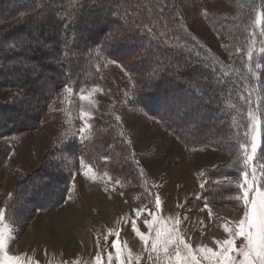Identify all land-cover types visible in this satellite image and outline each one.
Masks as SVG:
<instances>
[{
  "label": "rangeland",
  "instance_id": "374dc122",
  "mask_svg": "<svg viewBox=\"0 0 264 264\" xmlns=\"http://www.w3.org/2000/svg\"><path fill=\"white\" fill-rule=\"evenodd\" d=\"M57 1L53 0L51 5L48 0H0V4L8 3L17 10V14L0 21V54L10 51L8 45L13 41H26L28 35H35L41 27L52 28L57 22L48 15V10L56 14ZM132 2L142 3V0ZM15 3L26 5L27 11H19ZM129 3L130 0L121 1V5L128 8ZM169 4L172 11L169 21L163 19L168 27L160 21L154 32L161 40H167L170 48L184 49L189 57L194 47L192 43L195 45L198 41L230 69L238 56L237 46L244 47V52L254 47L258 54L254 55V61L263 57L259 48L264 43V37L260 36L264 19L261 24H255V17L264 12V6L258 4V0L253 3L250 0H169ZM237 5L239 13L247 7L250 8L247 13L254 17L245 42L239 41L238 36L234 40V35L216 33L217 21L222 17L234 19ZM113 8L112 11L116 10ZM138 17L144 24V14L140 12ZM114 25L120 32L127 26L123 21ZM165 32L166 38L159 36ZM253 32L256 33L255 44L250 37ZM37 40L36 47L54 48L45 39ZM118 52L116 57L103 52L99 60H94V76L88 85L80 86L85 95L93 86L101 89L92 94L90 101L79 99V89L73 88L72 93L65 92L64 87L52 89L48 74L42 72L41 66L26 60L27 55L36 53L33 48L23 52L26 56L22 65L16 52L14 60L19 66L16 64L13 71L4 67L0 55V80L3 79L1 73H5L4 78L13 83L1 82L0 89V105L7 104L5 110L0 107V210H5L4 223L10 229L6 233L10 236L7 242L10 255L25 256L32 264L37 261L39 264H92L97 251L96 239L103 242L110 229H122L123 240L134 255L141 257L140 264H155L154 260H149L143 242L123 223L126 218H135V209L153 207L154 196L149 193L159 195L161 216L182 218L180 229L193 248L207 245L215 249L216 240L228 238L223 225L231 226L243 218V202L237 199L241 194L237 182L242 168L239 145L245 142V126L249 122L248 103L244 101V121L241 119L240 125L235 122L237 115L232 114L224 132L216 126L222 136L220 139L192 147L188 143L190 138L179 132L177 136V129L170 130L166 121L149 113L139 99L140 86L142 88L153 70L148 64L144 68H132V62L141 63L138 58L144 51L130 54V50L119 49ZM121 55L128 56V60H118ZM57 59L55 54L52 60ZM109 60L117 63H109ZM188 62L187 59L185 63ZM152 66H156V62ZM27 67L32 74L39 71L36 84L33 83L36 91H42L48 82L46 93L43 90L39 96L23 94V90L28 89L18 82L23 76L20 69ZM252 68L255 73L259 70L255 64ZM22 99L33 106H19ZM257 104L264 112L259 97L252 100L253 107ZM82 111L89 113L91 124L84 134L89 139L83 141L79 133L84 123L80 118ZM116 116L121 120L117 121ZM8 118L10 123H5ZM261 127L263 135V121ZM8 129L10 131L6 132ZM214 131H210L211 134ZM129 140L131 144L127 143ZM260 155L258 151V159L254 161L257 167L264 164ZM105 156L109 160L105 161ZM81 158L93 166L97 173L95 181L82 175ZM139 168L143 169L142 175ZM48 170L55 175L50 176L47 183ZM104 171L109 172L110 179L103 176ZM117 180L121 184L118 185ZM201 184L205 186L201 188ZM220 189L230 190L227 197L230 202L215 200ZM137 224L142 231H147L141 220H137ZM241 239H237V246Z\"/></svg>",
  "mask_w": 264,
  "mask_h": 264
},
{
  "label": "trees",
  "instance_id": "16d2710c",
  "mask_svg": "<svg viewBox=\"0 0 264 264\" xmlns=\"http://www.w3.org/2000/svg\"><path fill=\"white\" fill-rule=\"evenodd\" d=\"M48 1L51 5L53 4V0ZM121 1L122 0H58V11L56 10V14H52V12L48 10L50 12H48V15L51 18L54 17L57 23L55 22L56 24L52 26V28L43 26L41 30H37L35 35L27 36L26 41L31 43V49L33 48L36 53L33 56L31 54L23 56V53L18 56L24 62L25 60L23 58L26 56L27 62L41 66L42 72L48 74V80L52 83L51 85H53L52 89L64 87L67 84L77 90L80 89L82 84L88 85L87 83L90 82V78L94 76V60L100 59L99 54L109 52V54L111 53L110 55L116 57L117 54H119V49L121 51L124 50V52L130 50V54H137L143 50L144 53L139 55L138 58L141 59V63H138V65L136 62H132V68H138V66L144 68V66L148 64L153 70L150 76L146 77V80H144L142 88L140 86L139 99L145 104L146 110L149 113L166 121L167 127L170 130L175 131L173 129H177V134L175 132L177 136L179 132L180 135L190 138L188 143L192 147L209 141L216 142V138L220 139L222 136H220L221 133L217 131V128H222L224 132L228 126L227 121L229 116L232 114L237 115L236 124H241V119H243L242 113L245 111L243 106L245 105V100H242L241 96L248 95L250 90L248 85H251L252 89H254L252 90L251 99L254 100L256 97H259L262 109H264V55L259 58L262 67L256 73V77V75H253V73H255L254 71L252 74L249 73L248 65L245 62L246 52H244V47L242 46H237V49L241 51L237 52L238 56L235 58L236 61L232 69H230V67L223 64L220 59L208 52V49L198 41L194 40L195 45L193 42L192 47H194L192 52H190L192 55L187 57L184 53V49L170 48L167 40H161L156 36V32V37L154 35H145L143 32H141L140 35H135V25L131 27L129 32L131 39L126 38L117 42L118 37L124 31H116L113 33V36L117 39H114L113 36H109V32L113 28H116L112 23L115 17L110 15L109 12L110 10L112 11L114 9L113 7H116L117 4H121ZM238 1L243 2L244 0ZM250 2L253 3L254 0H250ZM133 3L134 2L130 0V8L124 6V4L122 6L129 11H131L132 5L143 6L140 7L139 13L142 12L144 14L146 17L144 18V24H148L149 26H151L153 22H155V25L160 23L157 13H159L161 7L164 8L161 14L163 19L169 21L168 16L172 13L169 0H146L145 2L142 0V3ZM5 4H7V6H5ZM258 4L264 6V0H258ZM9 5L8 3L0 4V21L17 14V10L9 7ZM15 5L19 11H27L26 5H18L16 3ZM238 7L237 5L234 19L222 17L217 21L218 29L216 33L221 36L230 35L231 37V35H234V40L238 36L239 41L245 42V37L247 38L249 35L248 31H250V24L252 25L254 17L247 13L250 8L248 9L246 7V11L242 8V13H239ZM35 8L38 10L37 7ZM145 8L150 9L151 12L146 11ZM150 17H152V19L148 20ZM119 22L120 21H117V23ZM143 22L144 20L142 18L139 19V17H137V23L143 24ZM129 23H131L130 20ZM65 24H68L67 30L64 28ZM36 39H45L48 41V45L51 46L53 44L54 48L47 49L46 46L43 48L36 47ZM195 46H198L199 49ZM63 52H67L68 55L63 56ZM55 54L58 58L63 57L62 67L58 66L57 60H52ZM0 55L5 64L4 67H10V70L13 68V71L19 66V63L16 62L17 60H14L16 59V52L8 51ZM128 58L129 57L126 55H121L117 59H122L126 62ZM187 59L189 62L186 64L185 62ZM154 61L156 62V66H152V64H155ZM49 62L55 63L52 65ZM16 64L17 67H14ZM22 64L23 63H21V65ZM20 70L22 71L20 75L24 77L22 76V81H20V83L18 82V84H21L24 89H28V91L23 90V94L42 95V93H40L41 90L36 91L33 86V83L36 84L37 81V75L39 74L38 69L33 73L34 75L31 73L30 69L28 70V67L21 68ZM9 72L10 71H8V73ZM225 73H227V75H225ZM1 74H3V79L1 78L0 80V89L2 87L1 82L10 85L13 84L7 77L4 78L5 73ZM28 74H30L31 77L28 76ZM19 90L22 89L19 88ZM43 90L46 93L48 90V82ZM174 96H179L185 101V104H181L182 106L179 107L175 106V108L174 105L169 102L170 98ZM16 101L14 100L13 102ZM6 105L7 104H1L0 107H3L5 110ZM18 105L33 106L29 104L27 99H22L21 103ZM5 120V123H10V118ZM262 121V139L264 144V117H262ZM217 125L218 127H216ZM214 129L215 133L212 132L211 134L210 131ZM9 131L8 129L6 132ZM238 140H240V138H238ZM53 175L55 174L48 170L46 173L47 183L48 178L50 176L52 178ZM63 176L65 177V175ZM229 191L220 189L215 200L218 199L216 201L222 203L226 201L230 202V200L227 199ZM7 212H9V209H7Z\"/></svg>",
  "mask_w": 264,
  "mask_h": 264
},
{
  "label": "snow or ice",
  "instance_id": "6c2138e0",
  "mask_svg": "<svg viewBox=\"0 0 264 264\" xmlns=\"http://www.w3.org/2000/svg\"><path fill=\"white\" fill-rule=\"evenodd\" d=\"M126 2V0H125ZM143 6H132L131 11L124 8L121 4L116 5V10L109 12L110 15L115 17L112 21L116 24L117 21H123L127 25L124 32L118 37L117 42L124 39H131L129 34L130 29L135 25V35H140L141 30L146 35H155V22L151 26L148 24L137 23L139 16V9ZM146 11L151 12L150 9L145 8ZM164 8L161 7L157 13L158 19L163 23L164 27H168L166 22H163L162 13ZM264 19V12L257 13L255 17V24H261ZM129 20L131 23H129ZM67 30L68 24L64 25ZM118 31V28H113L109 32V36ZM167 32L160 33L159 36L166 38ZM256 33H250L253 44H255ZM260 36L264 37V28L261 29ZM114 39H117L113 36ZM39 43V40H37ZM222 47H226L223 46ZM10 51L18 52L22 55L24 51L31 49V43L23 41L17 43L13 41L8 45ZM237 51H241L237 49ZM259 54H264V43H261ZM68 55L63 52V56ZM254 55H258L254 47H248L246 51V64L248 65L249 72H253L252 65L255 64L256 69H260L262 64L259 60L254 61ZM62 58L57 59L58 66L62 65ZM21 63L24 61L21 59ZM109 63H117L115 60H109ZM35 71V69H33ZM227 75V73H225ZM253 75H257L253 73ZM249 93L247 96H241L249 107L247 110L248 123L245 126V142L240 143L241 149V163L240 178L238 180V187L241 194L237 197L238 200L243 202V218L229 226L228 223L223 225L224 231L228 233V238L224 240H216V248L208 247L207 245H199L193 248L192 244L185 238L184 233L180 229L182 223L181 217L167 218L160 215L162 201L158 194L149 193L154 196V205L152 208L147 206L140 209H135L134 219H125L123 223L126 227H130L131 231L139 237L140 241L144 244V250L148 253L149 260H154L155 264H264V164L257 167L254 161L258 159V151L261 154L260 158H264V145L261 143L262 135V120L264 112L260 111V106L257 104L255 107L252 105V86L249 85ZM67 93L74 91L73 87L67 84L63 89ZM258 90V89H255ZM101 91L99 87L93 86L91 91L85 95L83 88L79 89V99L81 101H90L93 93ZM172 105L179 107L185 104L179 96L170 98L169 101ZM80 118L84 121L83 126L79 129L81 140L89 139L84 134L91 128L89 123V113L81 112ZM116 120L120 121L121 117L116 116ZM122 135V134H121ZM131 144L129 140L127 142ZM134 155V153H133ZM105 161L109 157H104ZM81 166L84 169L82 175L88 179L95 181L97 173L94 171L91 164L85 163L81 158ZM139 164V161H135ZM138 172L142 175L143 169L139 168ZM104 177H109V172H103ZM73 181L75 176L72 177ZM110 179V177H109ZM231 181L230 177H226ZM119 185L121 181L117 180ZM205 185L201 184V188ZM123 195V192H121ZM182 207V205H178ZM208 203L205 202V208ZM146 213V215H145ZM210 214V213H209ZM148 217H151L149 219ZM183 219H186L184 217ZM137 220H141L142 224L146 226L147 231H142L138 226ZM5 222V210H0V264H32V261L25 256L10 255L7 250V242L10 236L6 233L10 231ZM122 229H110L108 235L104 236L103 242L97 238L95 243L97 251L92 260V264H140L141 257L134 255L128 247L127 241L123 240L121 235ZM240 240V245L237 246V239ZM113 249L114 251H110ZM36 264H39L37 261ZM68 264V262H64Z\"/></svg>",
  "mask_w": 264,
  "mask_h": 264
}]
</instances>
